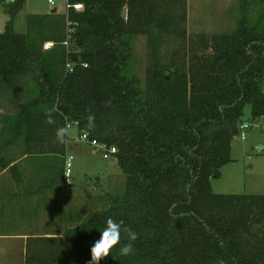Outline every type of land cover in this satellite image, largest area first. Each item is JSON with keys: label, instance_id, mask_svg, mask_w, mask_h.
Segmentation results:
<instances>
[{"label": "trees", "instance_id": "16d2710c", "mask_svg": "<svg viewBox=\"0 0 264 264\" xmlns=\"http://www.w3.org/2000/svg\"><path fill=\"white\" fill-rule=\"evenodd\" d=\"M254 2L257 18L243 11L234 31L214 34L188 33L187 0H67L65 26L52 15L28 16L25 34L6 25L0 92L23 97L14 132L24 137L25 156L65 161L67 135L57 142L56 130L77 124L116 148L125 177L106 209L72 217L79 225L62 236L28 237L25 264H87L109 217L124 221L121 241L100 264H264V194L211 190L232 160L245 106L254 120L264 118V0ZM24 3L6 5L11 19ZM138 36L150 48L143 80L132 66ZM170 38L177 43L164 63L159 51ZM43 42L54 46L44 51ZM10 164L1 159L2 170ZM9 171L22 181L18 164ZM127 243L134 253L122 256Z\"/></svg>", "mask_w": 264, "mask_h": 264}, {"label": "rangeland", "instance_id": "374dc122", "mask_svg": "<svg viewBox=\"0 0 264 264\" xmlns=\"http://www.w3.org/2000/svg\"><path fill=\"white\" fill-rule=\"evenodd\" d=\"M254 1L257 0H187V31L190 35L232 32L243 11L247 12L249 18H257L259 5ZM6 5L0 0V33L10 23L14 32L25 34L30 15H48L47 18L52 15L61 26L67 23V0H55L53 5L48 0H25L12 19L6 12ZM49 31L53 32L51 28ZM49 31H44V37L50 34ZM33 37L41 40L36 33ZM176 43L170 38L166 44H162L159 51L162 62L169 60ZM52 44L43 42V50L53 48ZM133 55V70L143 80L150 60L146 36L134 39ZM23 86L20 81L19 88L23 90ZM22 101L23 97L18 93L10 90L0 92V161L18 163L22 181L56 182L54 192L49 194L55 197L58 213L62 212L66 219L64 229L69 231L80 223H75L72 217L85 219L95 211L106 209L105 200L111 201L120 196L124 190L125 177L114 156L104 159L102 150L78 140L79 131L76 127L68 130L66 139L64 160L71 158L72 166L69 180L64 174L65 161L58 157L25 156L24 137L21 135L16 138L14 132L15 116L19 113L17 106ZM243 121L250 127L245 132L244 140L240 135L234 139L231 162L220 170L217 179L211 181V190L215 194H264V118L254 120L250 105H246ZM7 179L11 180L12 177L8 176ZM45 211L48 214L51 212L48 208ZM52 223L47 218L34 227V232H44L52 228Z\"/></svg>", "mask_w": 264, "mask_h": 264}, {"label": "crops", "instance_id": "0c3cea01", "mask_svg": "<svg viewBox=\"0 0 264 264\" xmlns=\"http://www.w3.org/2000/svg\"><path fill=\"white\" fill-rule=\"evenodd\" d=\"M15 164L2 170L0 161V264H25L28 237H57L66 232L65 216L58 213V203L49 194L54 192L53 187H46L44 182L16 183L9 171ZM47 208L49 214L45 213ZM47 218L53 221L52 228L34 232V227Z\"/></svg>", "mask_w": 264, "mask_h": 264}, {"label": "clouds", "instance_id": "9594fccd", "mask_svg": "<svg viewBox=\"0 0 264 264\" xmlns=\"http://www.w3.org/2000/svg\"><path fill=\"white\" fill-rule=\"evenodd\" d=\"M67 43V42H65ZM87 67V65H84ZM69 70L71 71L70 65H68ZM88 126L94 127L95 116L90 114L87 117ZM46 123L53 124L55 123L52 113L49 112L46 114ZM68 128L60 127L56 130V140L57 142L63 143L64 138L67 135ZM124 225V221H116L113 218L109 217L106 220V226L100 231L99 239L95 240L90 248L91 259L87 262V264H100V261L107 258L114 247L120 244L121 241V231L122 226ZM129 235V239L131 241H135L138 237L137 234L132 232L131 229L124 228ZM134 253V248L132 243L124 244L120 247V255L129 256ZM219 264H224L223 261H220Z\"/></svg>", "mask_w": 264, "mask_h": 264}, {"label": "built area", "instance_id": "2783aa9c", "mask_svg": "<svg viewBox=\"0 0 264 264\" xmlns=\"http://www.w3.org/2000/svg\"><path fill=\"white\" fill-rule=\"evenodd\" d=\"M3 1L5 3H7V4H11V3H14L16 0H3ZM48 3L51 4V5H53L55 3V0H48ZM74 7L78 11H80L82 9V5H76ZM66 42L67 43L64 42V44L66 46H68V40H66ZM68 65H70L71 71L69 70ZM66 70L69 73L73 72V65L69 61L66 62ZM72 127H76L77 128V124H71V123H69L67 125L68 130L70 128H72ZM249 127L250 126L248 124H246V123H243L240 126V131H239L240 133H239V135L241 136V139L242 140L245 139V132L249 129ZM78 140L80 142H83V143L88 144V145H90L92 147H95V148H98V149L102 150V152H103V158L104 159H108L110 156H114V154H116V152H117L116 148H114V147L107 148L106 146L101 145L98 141H96L94 139H91L89 137L88 133H86V132H80L79 131V138H78ZM71 167H72L71 166V158L66 159L65 160V165H64V174H65V177L68 180L71 178V174H72Z\"/></svg>", "mask_w": 264, "mask_h": 264}, {"label": "water", "instance_id": "95a60500", "mask_svg": "<svg viewBox=\"0 0 264 264\" xmlns=\"http://www.w3.org/2000/svg\"><path fill=\"white\" fill-rule=\"evenodd\" d=\"M121 17L123 19H127V9L126 8L123 9L122 14H121Z\"/></svg>", "mask_w": 264, "mask_h": 264}]
</instances>
